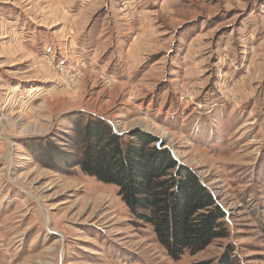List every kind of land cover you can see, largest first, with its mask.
Here are the masks:
<instances>
[{"label":"rangeland","instance_id":"1","mask_svg":"<svg viewBox=\"0 0 264 264\" xmlns=\"http://www.w3.org/2000/svg\"><path fill=\"white\" fill-rule=\"evenodd\" d=\"M155 136L228 235L172 259L70 166L76 125ZM264 264V0H0V264Z\"/></svg>","mask_w":264,"mask_h":264},{"label":"trees","instance_id":"2","mask_svg":"<svg viewBox=\"0 0 264 264\" xmlns=\"http://www.w3.org/2000/svg\"><path fill=\"white\" fill-rule=\"evenodd\" d=\"M71 149L59 150L70 166L114 184L129 212L149 224L172 259L196 253L213 239L228 235L224 212L198 177L171 153L153 144L155 136L135 128L121 135L99 117L78 124ZM218 264H236L228 257Z\"/></svg>","mask_w":264,"mask_h":264}]
</instances>
